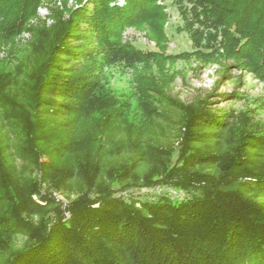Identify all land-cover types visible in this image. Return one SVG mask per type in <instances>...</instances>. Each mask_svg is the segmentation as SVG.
I'll return each instance as SVG.
<instances>
[{"label": "trees", "instance_id": "obj_1", "mask_svg": "<svg viewBox=\"0 0 264 264\" xmlns=\"http://www.w3.org/2000/svg\"><path fill=\"white\" fill-rule=\"evenodd\" d=\"M11 2L0 0V19L13 21L0 22V41L7 32L13 40L38 4ZM77 2L18 65L0 59V264H264V119L254 111L156 88L163 100L140 96L138 124L99 122L79 134L108 107L97 67L194 59L221 64L223 79L236 68L264 83V0H177L178 31L194 47L178 54L166 53V0ZM130 28L158 50L124 42ZM157 187L185 197L132 195Z\"/></svg>", "mask_w": 264, "mask_h": 264}, {"label": "rangeland", "instance_id": "obj_2", "mask_svg": "<svg viewBox=\"0 0 264 264\" xmlns=\"http://www.w3.org/2000/svg\"><path fill=\"white\" fill-rule=\"evenodd\" d=\"M13 5V0H11ZM92 0H83L87 4ZM119 1V0H117ZM27 0H22V4ZM77 0H38L36 10L25 22L20 33L12 37V33L7 32L0 41V59L7 63L14 60L13 65H18L15 59L25 58L32 50V42L37 33L46 29L51 32L58 25L59 20H67L69 11L79 8L81 5ZM117 3V2H116ZM169 21L166 25V32L169 37L167 54H178L191 52L194 50L193 44L185 32L178 31V27H183V21L179 13L177 0H166ZM70 8L66 10L67 7ZM93 9V5L89 6ZM16 13V10L7 12V15ZM61 17V19H59ZM0 22L7 26L13 23L12 19H0ZM9 27V26H8ZM124 42H130L144 51L158 50L155 43L150 40L145 31L134 28L124 32ZM13 54V56H12ZM7 58V59H6ZM10 58V59H9ZM96 68L95 75L99 77L100 90L103 102L108 106L103 110L92 113L89 119L82 122L79 128L80 138L84 139L86 133L92 131L99 122L108 123L112 129L138 124L142 116L140 106L143 101L140 96H147L155 99V104H160L163 96H156V88L160 89L163 95L171 96L184 103H191L196 98L211 95L210 101H214L211 106L216 109H230L244 112L254 111L256 118L264 119V83L257 79L254 74L243 71L242 74L236 69H231L230 79L222 78L223 67L221 64L211 62L202 64L194 59L166 61L162 66L157 63L142 64L139 66H128L126 64L105 65L102 69ZM240 79V80H239ZM144 90V93H140ZM213 93H225L232 95L238 93L237 98H217ZM117 114L118 119L113 120ZM46 163V161H45ZM46 164H44L45 166ZM51 193L57 201L63 203V208L67 207L66 195L58 191H49L48 187L42 186V193ZM134 198L140 200L157 201L161 197H168L175 201L185 197L184 192L171 187H157L143 189L132 194ZM126 197V196H124ZM66 218L69 213H65Z\"/></svg>", "mask_w": 264, "mask_h": 264}, {"label": "built area", "instance_id": "obj_3", "mask_svg": "<svg viewBox=\"0 0 264 264\" xmlns=\"http://www.w3.org/2000/svg\"><path fill=\"white\" fill-rule=\"evenodd\" d=\"M117 4H118L119 6H122V5L124 4V0H119V1H117Z\"/></svg>", "mask_w": 264, "mask_h": 264}]
</instances>
